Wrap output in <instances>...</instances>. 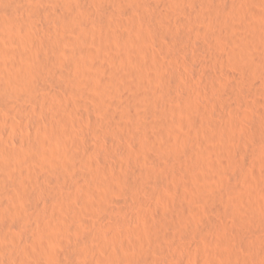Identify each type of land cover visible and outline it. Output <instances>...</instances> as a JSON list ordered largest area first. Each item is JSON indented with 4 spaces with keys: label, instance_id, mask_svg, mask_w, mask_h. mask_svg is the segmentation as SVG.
Returning <instances> with one entry per match:
<instances>
[{
    "label": "bare ground",
    "instance_id": "6f19581e",
    "mask_svg": "<svg viewBox=\"0 0 264 264\" xmlns=\"http://www.w3.org/2000/svg\"><path fill=\"white\" fill-rule=\"evenodd\" d=\"M22 102L0 264H264V0H0V130Z\"/></svg>",
    "mask_w": 264,
    "mask_h": 264
},
{
    "label": "rangeland",
    "instance_id": "374dc122",
    "mask_svg": "<svg viewBox=\"0 0 264 264\" xmlns=\"http://www.w3.org/2000/svg\"><path fill=\"white\" fill-rule=\"evenodd\" d=\"M45 22L48 25H53L54 24L53 20L50 19L49 17L45 18ZM194 68H197V67H194ZM197 70H198V72L196 74ZM194 72L193 73L195 74V76H197V77H198V75H199V77L202 76L199 73L200 72L199 69H196V70L194 69ZM19 94H21L20 96L24 95L20 91H19ZM21 104L22 105H19L17 107L16 111H14L15 109H10V111L8 113L9 119L12 122H14L15 126L13 128H10L9 126H5L4 125L5 127H3V129L1 127V130H0V138H3V141L5 140V142H7L9 144V146H12V147L19 146V144L21 143L20 141H22L23 139L27 138L30 134L34 133L35 128L37 127V125L45 119L44 116H42V114H40L39 111H35V110H31V109H30L31 110L30 112L26 111L25 107L27 108V106H31L29 103L26 104V103L22 102ZM236 152L238 153V154H236V155H238V157H239V154L242 153V151L240 149H237ZM240 156H242V154ZM120 158H122V156ZM120 158L117 159V161L120 160L119 162L122 163V165L120 163H119V165L117 164V166H119L117 168H120V165H121V167L126 166V165L123 166V164L125 162L124 161H123L124 163L121 162L122 159H120ZM239 158H241V157H239ZM193 200H191V198H188L184 202H185V204H188V206L191 205L190 207H192L193 205L194 206L195 205L196 206L199 205L198 202L195 201V203H194ZM163 204H158L157 203L154 206L156 208L157 212L162 213V214L163 213L165 214V212H166V214H171L172 213L171 212V207L167 206V207H169V208H167L166 204H164V205ZM117 217H118V215H117ZM119 218H121V217L119 216ZM123 219L122 220L119 219V221L122 222ZM213 238H216V237L214 236ZM213 240L215 241L216 239H213ZM200 257H202V256L201 255L199 256V254H198L197 259L200 260ZM181 258H182L181 260L186 259L183 262L181 261V264H187L188 259L186 257H181ZM195 264H199V263L196 262Z\"/></svg>",
    "mask_w": 264,
    "mask_h": 264
}]
</instances>
